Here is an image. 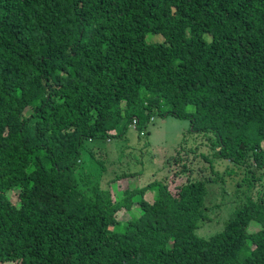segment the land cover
Returning a JSON list of instances; mask_svg holds the SVG:
<instances>
[{
    "label": "trees",
    "instance_id": "1",
    "mask_svg": "<svg viewBox=\"0 0 264 264\" xmlns=\"http://www.w3.org/2000/svg\"><path fill=\"white\" fill-rule=\"evenodd\" d=\"M153 112L187 117L212 133L216 155L239 164L250 153L258 170L248 186L260 189L207 237L193 232L207 215L203 179L173 193L129 173L101 184L89 143ZM118 179L127 185L113 189ZM6 261L264 264V0H0Z\"/></svg>",
    "mask_w": 264,
    "mask_h": 264
},
{
    "label": "rangeland",
    "instance_id": "2",
    "mask_svg": "<svg viewBox=\"0 0 264 264\" xmlns=\"http://www.w3.org/2000/svg\"><path fill=\"white\" fill-rule=\"evenodd\" d=\"M145 38L159 40L161 36L147 33ZM184 109L191 111L193 105L187 103ZM189 125L187 117L161 116L153 112L143 126L129 123L121 134L93 138L87 145L93 150L94 162L103 169L100 177L103 186L106 180L118 173H129V183L139 186L146 182L167 180L172 193L177 184L186 178L203 179L207 190L204 197L207 215L193 228V232L207 237L221 228L223 220L231 216L245 194L251 192L254 195L260 182L255 181V185L249 189V180L258 173L253 168L250 153L239 164L220 157L214 153L217 144L210 139L212 133L208 130H191ZM85 159L82 165L87 161ZM181 162L187 168L174 175L173 167H178ZM126 182L125 179H118L113 183V189L127 185ZM153 194V187L144 192L147 199H151ZM8 196L17 203L14 190H9ZM116 216L122 220L128 214L120 208ZM256 228L257 224L253 222L248 226L249 230ZM3 264L17 262L6 261Z\"/></svg>",
    "mask_w": 264,
    "mask_h": 264
},
{
    "label": "built area",
    "instance_id": "3",
    "mask_svg": "<svg viewBox=\"0 0 264 264\" xmlns=\"http://www.w3.org/2000/svg\"><path fill=\"white\" fill-rule=\"evenodd\" d=\"M132 125H135L136 124V118L135 117H133L132 119H131V122H130Z\"/></svg>",
    "mask_w": 264,
    "mask_h": 264
}]
</instances>
